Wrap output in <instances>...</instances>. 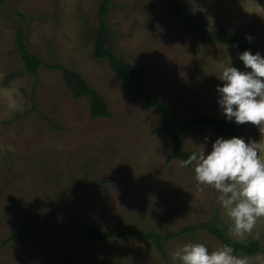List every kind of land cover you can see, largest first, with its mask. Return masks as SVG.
Returning a JSON list of instances; mask_svg holds the SVG:
<instances>
[{"label": "rangeland", "instance_id": "1", "mask_svg": "<svg viewBox=\"0 0 264 264\" xmlns=\"http://www.w3.org/2000/svg\"><path fill=\"white\" fill-rule=\"evenodd\" d=\"M100 0L0 1V264H166L137 231H175L198 223L219 226L226 217L211 187L198 191L192 166L166 161L172 144L154 133L159 112L128 90L105 59L93 56ZM182 10L213 37L203 41L173 17L165 0H112L106 17L108 45L133 64L150 63L145 86L169 101L182 120L200 112L226 117L218 104L217 78L228 64L240 71L241 50L216 40L240 38L253 55L264 57V0H179ZM24 30L28 49L44 62L79 71L106 99L109 117L90 116L86 97H74L62 72L41 65L25 68L15 32ZM250 37L251 39H246ZM238 125V124H237ZM245 142L260 141L259 128L238 125ZM207 123L182 135L186 149L211 152L217 138ZM91 228L130 233L87 239ZM258 240L249 264H264V217L243 237ZM187 242L210 250L223 244L205 228L166 240L171 252Z\"/></svg>", "mask_w": 264, "mask_h": 264}, {"label": "clouds", "instance_id": "2", "mask_svg": "<svg viewBox=\"0 0 264 264\" xmlns=\"http://www.w3.org/2000/svg\"><path fill=\"white\" fill-rule=\"evenodd\" d=\"M246 39H251L246 37ZM245 69L240 71L228 64L217 77L218 104L226 118L238 125L251 123L264 136V57L250 51L239 54ZM192 166L198 191L211 187L226 217L225 227L230 237L252 233L258 219L264 217V139L260 141L232 137L217 138L211 152L199 146L182 167ZM234 249L224 244L210 250L203 243L187 242L171 252L172 264H249L247 257L234 255Z\"/></svg>", "mask_w": 264, "mask_h": 264}, {"label": "trees", "instance_id": "3", "mask_svg": "<svg viewBox=\"0 0 264 264\" xmlns=\"http://www.w3.org/2000/svg\"><path fill=\"white\" fill-rule=\"evenodd\" d=\"M165 2L168 12L175 18H182L186 26L190 27L197 34H199L203 41H210L213 39L212 36H210L195 21L192 20V17L183 12L179 0H165ZM111 4L112 0H100L98 4L96 11L98 24L94 34L92 51L93 56L105 59L107 64L128 90L136 93L146 105L155 108L159 112L158 124L152 129V131L154 133L165 131L170 143L172 144L171 150L166 157V161H170L172 159L184 160L187 159L193 152L192 150L186 149L182 141V135L191 127L209 123L213 130L218 134L227 135L229 137L240 136L242 130L234 119L229 121L226 117L210 116L205 112H200L195 116L193 115V117L188 120H182L179 116H176L171 112L168 100L159 97L155 92L145 86L142 74L151 69V64L144 63L136 65L128 62L108 45L109 31L106 17L109 13ZM215 39L225 44L237 46L242 53L246 51L248 46L240 38H234L233 36L222 35L220 37H216ZM15 42L16 47L20 50L21 58L27 71L35 74L41 65L50 69L61 70L63 81L70 90L71 94L76 98L86 97L88 100L90 116L92 118H106L112 115L105 97L98 90L92 88L86 78L79 71L74 70L63 63L44 62L37 54L30 51L25 43L24 30L21 26H18L16 29ZM78 224L82 235L89 240L111 238L116 235L121 236L132 232L124 229L120 231H113L106 228H91L82 219L78 220ZM198 228H205L223 245H230L234 249L233 254L241 252L243 254L252 255L261 249L258 240L247 242L234 240L219 226L209 223H198L194 226L183 227L175 231L159 232L156 230H139L137 233L139 236L146 237L151 240L156 250L160 253V258L163 259L166 264H171L169 258H167V251L164 246V242L177 236L178 234H182L183 232H193ZM20 230L21 227L15 228L7 237H5L4 240L0 242V244L4 245L8 240L15 238Z\"/></svg>", "mask_w": 264, "mask_h": 264}]
</instances>
